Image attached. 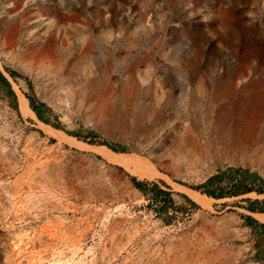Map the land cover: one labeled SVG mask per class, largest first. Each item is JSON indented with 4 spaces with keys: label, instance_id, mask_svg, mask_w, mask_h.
I'll list each match as a JSON object with an SVG mask.
<instances>
[{
    "label": "rangeland",
    "instance_id": "1",
    "mask_svg": "<svg viewBox=\"0 0 264 264\" xmlns=\"http://www.w3.org/2000/svg\"><path fill=\"white\" fill-rule=\"evenodd\" d=\"M0 70V264H264V0H0Z\"/></svg>",
    "mask_w": 264,
    "mask_h": 264
},
{
    "label": "trees",
    "instance_id": "2",
    "mask_svg": "<svg viewBox=\"0 0 264 264\" xmlns=\"http://www.w3.org/2000/svg\"><path fill=\"white\" fill-rule=\"evenodd\" d=\"M8 73L10 74V76L12 77H15L18 75V73L14 70H7ZM0 84L3 85L4 89H5V92L7 94V96L9 97L11 103H13L12 105L16 106L17 107V95L15 93V91L13 90L11 84H10V81L9 79L3 74V72L0 70ZM28 85L29 87H31V84L30 82H28ZM25 97L26 99L28 100V105L30 107V109L35 113V115L37 116V118L39 120H41L42 122L44 123H48V119H46L44 116H43V112H50V108L44 103V102H41L39 101L35 96L33 95H27L25 94ZM40 121V122H41ZM68 134H71L73 136H79V134H76L74 132H67ZM92 143H94L93 141H91ZM102 144L106 145L107 147H109L110 149L112 150H115V151H122V147L121 146H115L113 144H110V143H107V142H102ZM131 182L133 183V185L135 187H137L138 189H140L141 191H146L148 188V181H143V180H138L136 177L132 176L130 178ZM211 182V179H209L206 183L209 184ZM194 189H198L199 186H194L193 187ZM152 190H157L159 189L158 188V185L156 183H153L152 184V187L150 188ZM163 196L164 198L167 200V202L170 204V205H173V198H172V195H171V192L169 191H166V190H160L159 191ZM242 192H248V190H243ZM204 193L208 196H212L214 198H219V197H222L223 195H218V194H215L214 192H211L209 190H205ZM186 199H188L189 201H191L189 198H187L185 196ZM250 204L248 206H246L245 208L248 209L249 211H252L253 213H261L263 214L264 213V208L262 207H256V204L258 203L257 200H253V201H250ZM257 211V212H255ZM246 221V224L251 226L252 227V230H255V227L258 226V227H261V228H264V224L263 223H259L257 220H255L253 217L251 216H245L243 217Z\"/></svg>",
    "mask_w": 264,
    "mask_h": 264
},
{
    "label": "bare ground",
    "instance_id": "3",
    "mask_svg": "<svg viewBox=\"0 0 264 264\" xmlns=\"http://www.w3.org/2000/svg\"><path fill=\"white\" fill-rule=\"evenodd\" d=\"M19 99H20L19 102H20L21 113L28 117H29L28 113H30L33 117H36L35 113L30 109L28 105V100L23 95H21V98ZM39 124H40L39 125L40 129L44 131L47 136L55 137L59 139L60 141H63V139H65L61 136V133L59 131L54 130L50 126L40 121H39ZM103 156L107 161L118 164L121 167L125 168L129 173H131L138 179L153 180L154 178L161 176V174L159 173L156 174L154 171L150 172V171L143 169V166L141 164L142 160L139 159L137 156H135V154H115L110 151V152L104 153ZM174 190L187 194L192 200H194L195 202L200 204V206H203L205 208L211 207L212 201L214 200L206 195H202L200 192L187 189L178 184H174ZM252 194L253 193H250L249 195H252ZM255 218L259 222L264 224V213L263 214L256 213Z\"/></svg>",
    "mask_w": 264,
    "mask_h": 264
},
{
    "label": "crops",
    "instance_id": "4",
    "mask_svg": "<svg viewBox=\"0 0 264 264\" xmlns=\"http://www.w3.org/2000/svg\"><path fill=\"white\" fill-rule=\"evenodd\" d=\"M249 176H250V174H249L248 176H246L245 174H243V177H244V178H246V177L248 178ZM255 214H256V213H254L253 216H254ZM253 216H251V217H253ZM254 218H255V217H254ZM243 220H245V219L243 218ZM246 225H247V224H246ZM248 226H249V225H248ZM249 227H251V226H249ZM256 230H258L259 233H264V228H261V227L256 226V227H255V231H256ZM261 259H262V258H261ZM263 260H264V259H263Z\"/></svg>",
    "mask_w": 264,
    "mask_h": 264
},
{
    "label": "water",
    "instance_id": "5",
    "mask_svg": "<svg viewBox=\"0 0 264 264\" xmlns=\"http://www.w3.org/2000/svg\"><path fill=\"white\" fill-rule=\"evenodd\" d=\"M62 3H68L69 0H60Z\"/></svg>",
    "mask_w": 264,
    "mask_h": 264
}]
</instances>
